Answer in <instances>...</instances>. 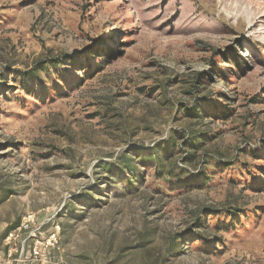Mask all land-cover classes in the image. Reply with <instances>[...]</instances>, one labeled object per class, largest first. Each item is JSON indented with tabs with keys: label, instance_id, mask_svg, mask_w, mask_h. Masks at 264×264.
Here are the masks:
<instances>
[{
	"label": "rangeland",
	"instance_id": "1",
	"mask_svg": "<svg viewBox=\"0 0 264 264\" xmlns=\"http://www.w3.org/2000/svg\"><path fill=\"white\" fill-rule=\"evenodd\" d=\"M0 264H264V0H0Z\"/></svg>",
	"mask_w": 264,
	"mask_h": 264
},
{
	"label": "trees",
	"instance_id": "2",
	"mask_svg": "<svg viewBox=\"0 0 264 264\" xmlns=\"http://www.w3.org/2000/svg\"><path fill=\"white\" fill-rule=\"evenodd\" d=\"M234 64H235L236 67H239V65H240L239 62H237V61H236ZM212 211H214V210H212ZM205 215H206V214H205L204 212L201 213V211H200V209H199V211L197 212L198 220H199L200 218H202L203 216H205Z\"/></svg>",
	"mask_w": 264,
	"mask_h": 264
}]
</instances>
